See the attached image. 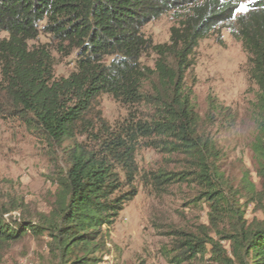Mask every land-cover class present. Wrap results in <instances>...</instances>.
Returning <instances> with one entry per match:
<instances>
[{
    "label": "trees",
    "instance_id": "trees-1",
    "mask_svg": "<svg viewBox=\"0 0 264 264\" xmlns=\"http://www.w3.org/2000/svg\"><path fill=\"white\" fill-rule=\"evenodd\" d=\"M173 10L178 20L169 41L154 45L144 25ZM221 24L242 42L258 89L251 147L264 193V0H0V116L58 144L67 160L49 214L14 220L0 200V250L26 234L45 236L52 264H100L110 252L108 228L137 196L138 183L161 192L187 184L190 202L208 204L211 225L159 231L172 238L163 256L174 264H264V221L246 218L256 187L224 183L211 131L221 117L226 125L235 120L231 108L211 99L200 116L186 84L196 47ZM41 33L62 52H78L67 77L55 75L47 44L32 43ZM150 49L153 66L141 62ZM103 93L128 111L113 126L100 113L94 124L87 119ZM79 132L87 141L77 140ZM141 149L182 167L141 169Z\"/></svg>",
    "mask_w": 264,
    "mask_h": 264
},
{
    "label": "rangeland",
    "instance_id": "rangeland-1",
    "mask_svg": "<svg viewBox=\"0 0 264 264\" xmlns=\"http://www.w3.org/2000/svg\"><path fill=\"white\" fill-rule=\"evenodd\" d=\"M177 20L175 10L168 11L146 23L143 32L154 45L168 42L170 29ZM32 43L48 45L57 77H67L77 69L79 54L76 50L62 52L59 43L45 33ZM155 59L156 54L150 49L143 53L141 62L153 66ZM193 63L186 84L193 89L192 100L197 113L205 117L210 100L215 99L230 107L235 119L226 125L228 119L221 117L211 127L221 149L224 183L241 189L247 181L252 182L256 192L248 204L246 218L249 222L264 221L260 160L251 147L256 129L254 109L258 89L249 77L248 55L227 24H221L199 42ZM99 113L105 123L113 126L121 122L128 111L113 96L103 93L87 119L94 124ZM77 140L85 142L87 136L79 132ZM66 161L64 149L58 144L41 138L21 120L0 116V200L10 207L4 215L14 220H36L40 215L49 214L59 195ZM137 162L141 169L163 165L171 169L182 167L154 149H141ZM190 189L192 186L184 184L171 192H161L138 183L137 196L124 206L108 228L110 252L100 264H174L161 251L172 238L159 231L173 226L199 232L201 226L211 225L208 204L190 202ZM241 202H245L244 199ZM223 244L231 252L229 243L224 241ZM0 264H52L47 238L26 234L8 249L0 250Z\"/></svg>",
    "mask_w": 264,
    "mask_h": 264
}]
</instances>
